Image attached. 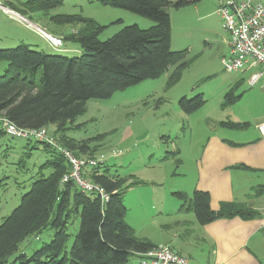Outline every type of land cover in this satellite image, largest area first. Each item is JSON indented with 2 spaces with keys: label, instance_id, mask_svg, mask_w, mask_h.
<instances>
[{
  "label": "trees",
  "instance_id": "trees-1",
  "mask_svg": "<svg viewBox=\"0 0 264 264\" xmlns=\"http://www.w3.org/2000/svg\"><path fill=\"white\" fill-rule=\"evenodd\" d=\"M6 2L7 6L11 4ZM63 3V0H32L24 5L31 11L42 12ZM101 3L149 18L154 26L148 29L126 26L110 39L101 41L99 37L107 27L81 16L59 15L54 19L60 25H81L75 33L63 36L65 42L75 41L80 45V57L47 53L27 44L0 50V61L7 63L0 76V118L21 129L49 131L55 127L51 134L77 157L93 158L97 153L90 146L92 139L78 141L67 135L69 125L86 113L90 100H108L117 92L146 80L159 79L170 70L167 86L171 88L191 64L187 59L188 51L171 49L172 26L168 11L172 7H185L190 1L101 0ZM240 97L236 88L231 89L225 95L223 107L235 104ZM205 104L203 94L179 100L186 115L199 111ZM222 125L232 129L247 126L232 122ZM4 136L8 135L0 131V137ZM104 137L98 136L99 139ZM26 141L33 148L43 146L51 154L42 169L49 168L53 172L35 181L0 225V264H128L138 254L162 246L175 251L170 245L156 246L146 238L137 237L135 229L127 224L128 209L123 195L130 187L140 184L132 176H113L104 164L90 170L87 178L109 195V200L103 201L98 194L85 192L74 181L62 183L71 168L58 150L46 142ZM173 195L182 201L180 212L194 213L201 226L221 219L238 217L248 221L259 216L256 210L237 202L222 203L219 210L214 211L207 192L195 191L191 198L180 192ZM73 214L80 217V228L67 251L71 237L68 227ZM49 227L55 230L50 243L31 255L20 252L21 244L28 237ZM17 253L20 255L15 256Z\"/></svg>",
  "mask_w": 264,
  "mask_h": 264
},
{
  "label": "rangeland",
  "instance_id": "rangeland-1",
  "mask_svg": "<svg viewBox=\"0 0 264 264\" xmlns=\"http://www.w3.org/2000/svg\"><path fill=\"white\" fill-rule=\"evenodd\" d=\"M8 1L11 3L9 6L6 0H1L4 6L33 25L60 37L69 36L72 29L75 33L81 25H60L54 19L59 15L81 16L107 27L99 37L101 41L110 39L126 26L136 25L141 29L154 26L149 18L105 6L101 0H63L62 6L42 12L31 11L24 5L32 0ZM188 1L190 3L185 7L168 9L172 26L171 49L188 51L187 59L191 61L182 72L180 81L168 88L170 71L159 79L146 80L117 92L108 100H90L86 113L69 125L71 128L67 133L78 141L92 139L90 146L97 152L93 158L108 156L104 165L111 175L132 176L133 180L140 182L125 196L129 208L128 222L137 237L153 243L172 241L177 233L184 235L186 227L178 221H196L192 212L180 214L182 201L172 192L195 183V159L210 134L222 133L219 127L207 122L206 114L212 119L223 115L220 101L228 91L224 80H237L244 75L243 71H225L221 61L229 34L218 14L217 0ZM2 11L0 8V50L14 49L21 45L17 41L19 37H27L34 43L31 48L35 50L68 57L82 55L80 45L75 41L65 42L67 51L53 50L47 41L30 33L35 31L34 26L18 20L10 22V17ZM6 67L7 63L0 61V76ZM243 90L248 91L249 88L240 86L236 93ZM202 93L207 100L205 107L187 117L179 107V100L183 97L191 99ZM54 130L51 128L49 133ZM100 135L105 137L99 139ZM179 148L183 150V158L180 154L174 155ZM179 158L182 162H177ZM50 159L51 154L43 146L33 148L26 139L0 137V225L20 204L35 181L51 175L52 169H42ZM192 195L187 196L191 198ZM192 226L189 224L190 228ZM79 228L80 217L73 214L68 227L71 237L67 251ZM54 236L52 227L31 235L21 244L20 252L31 255L45 243H50Z\"/></svg>",
  "mask_w": 264,
  "mask_h": 264
},
{
  "label": "crops",
  "instance_id": "crops-1",
  "mask_svg": "<svg viewBox=\"0 0 264 264\" xmlns=\"http://www.w3.org/2000/svg\"><path fill=\"white\" fill-rule=\"evenodd\" d=\"M256 1L264 4V0ZM9 21L17 22L10 18ZM30 33L43 39L34 30ZM17 41L35 46L27 37H19ZM229 41L230 36L227 35L222 63L223 58L229 55ZM259 69L246 70L237 80H224L227 83V93L243 85L249 90H243L239 94L237 91L240 99L228 107H223L224 96L220 101L223 115L218 119H212L206 114L207 122L219 127L222 133L210 134L195 159V183L172 192L186 195L195 191L207 192L211 196V208L214 211H218L222 203L237 202L256 210L259 216L248 221L238 217L221 219L205 226H201L197 220L178 221L186 227L184 235L177 233L169 242H152L156 246L170 245L176 252L187 257L190 264H264V140L258 129L264 123V78L253 87L248 83L251 75ZM230 122L247 126L232 129L222 125ZM178 150V155L183 158V150ZM137 186L130 187L124 193L123 202L126 207L125 196ZM127 209L125 220L132 227L128 222L129 208ZM189 224L193 226L190 228Z\"/></svg>",
  "mask_w": 264,
  "mask_h": 264
},
{
  "label": "built area",
  "instance_id": "built-area-1",
  "mask_svg": "<svg viewBox=\"0 0 264 264\" xmlns=\"http://www.w3.org/2000/svg\"><path fill=\"white\" fill-rule=\"evenodd\" d=\"M218 14L223 20V28L229 34V55L223 58L224 69L227 72H244L260 68L251 75L249 85L255 86L264 78V4L256 0H217ZM0 8L13 20L29 23L34 26L49 46L56 51L64 49L63 37L55 36L47 30L30 23L25 17L4 6L0 0ZM0 131L13 138L35 139L46 142L58 150L67 160L71 171L62 179V183L74 181L79 188L88 193L98 194L103 201L109 200L104 188L87 178L90 170L105 164L108 156L96 159L92 157H77L72 151L63 147L58 139L47 129H21L9 120L0 118ZM264 140V123L258 126ZM115 156V154H114ZM128 264H190V260L173 251L169 246H162L146 253L138 254Z\"/></svg>",
  "mask_w": 264,
  "mask_h": 264
}]
</instances>
